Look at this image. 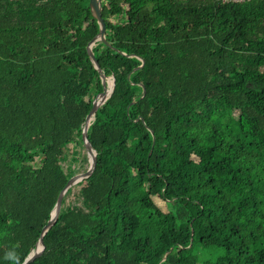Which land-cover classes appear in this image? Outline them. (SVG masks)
<instances>
[{
	"label": "trees",
	"instance_id": "16d2710c",
	"mask_svg": "<svg viewBox=\"0 0 264 264\" xmlns=\"http://www.w3.org/2000/svg\"><path fill=\"white\" fill-rule=\"evenodd\" d=\"M101 5L99 164L30 264H264V0ZM97 31L88 0H0V264L23 263L87 164Z\"/></svg>",
	"mask_w": 264,
	"mask_h": 264
},
{
	"label": "water",
	"instance_id": "95a60500",
	"mask_svg": "<svg viewBox=\"0 0 264 264\" xmlns=\"http://www.w3.org/2000/svg\"><path fill=\"white\" fill-rule=\"evenodd\" d=\"M101 2H102V0H88V5H89V8L92 12V15L96 18L97 23H98V31L88 41L87 54H88L89 60L92 64L93 68L99 73V77H100L101 85H102V91L97 93L94 96L91 109H90L88 115L86 116L85 121H84L83 126H82V129H81L80 141H81V144H82V146L86 152L88 165L74 171L70 175L66 184L62 187L61 191L58 194L56 203L50 212L49 218L43 223V226H42V229L40 232V237H39L36 245L34 246L33 250L30 251V253L27 255V257L25 258V260L23 261L22 264H30L32 261H34L36 258H38L42 254L43 250L45 249L46 244L43 241V236L46 234L47 230L55 223V221L57 220L59 215L62 213V211L68 205V201L70 202L72 200V195H73L74 191L77 189V188L74 189L73 193L69 196V199L67 200L66 199V192L68 191L67 183L70 180V178L76 177L77 180L73 186L79 185L81 182H83L84 180H86L87 178H89L92 175V173L96 170V168L99 164V160H100L99 156H98L96 150L90 145V143L87 139L86 133H87V129H88L90 123L94 119V115H95L97 109L106 102V100L111 96L113 89H114V78L113 77H106L104 75L103 71L100 69L97 61L95 60V57H94V54L92 51V47L94 46V43L96 41H101V42L107 44L105 41V37H104L105 36V28H106V20H105V16L103 14V11H102ZM117 53H119V52H117ZM119 54L126 56V57H133L134 56V55H126L123 53H119ZM136 58L140 62V65L135 66L131 70V72H134L137 69L142 68L144 65V60H142L140 57H137V56H136ZM108 83H110V90L108 92H106V87H107ZM144 95H145V89L142 86V96L140 99H142L144 97ZM137 120L142 121V118L139 117ZM153 142H154V138H153ZM89 150L96 155V160L93 164H91L89 161V157H88V151ZM171 249H170V251H171ZM165 258H166V256L160 262L165 260Z\"/></svg>",
	"mask_w": 264,
	"mask_h": 264
},
{
	"label": "bare ground",
	"instance_id": "6f19581e",
	"mask_svg": "<svg viewBox=\"0 0 264 264\" xmlns=\"http://www.w3.org/2000/svg\"><path fill=\"white\" fill-rule=\"evenodd\" d=\"M109 90H110V83L107 84L106 92H108ZM88 157H89L90 163L93 164L95 162V160H96V155L89 150L88 151ZM76 180H77L76 177H71L70 178V180L67 183L68 190L74 185V183L76 182Z\"/></svg>",
	"mask_w": 264,
	"mask_h": 264
},
{
	"label": "clouds",
	"instance_id": "9594fccd",
	"mask_svg": "<svg viewBox=\"0 0 264 264\" xmlns=\"http://www.w3.org/2000/svg\"><path fill=\"white\" fill-rule=\"evenodd\" d=\"M7 258L11 261H15L16 264H18V259L14 251H10L9 253H7Z\"/></svg>",
	"mask_w": 264,
	"mask_h": 264
},
{
	"label": "rangeland",
	"instance_id": "374dc122",
	"mask_svg": "<svg viewBox=\"0 0 264 264\" xmlns=\"http://www.w3.org/2000/svg\"><path fill=\"white\" fill-rule=\"evenodd\" d=\"M82 148H83V146H82ZM83 154L86 156V152H85L84 148H83ZM86 162H87V164H86V166H87L88 165L87 156H86ZM82 167H83V163H78L74 169L76 171Z\"/></svg>",
	"mask_w": 264,
	"mask_h": 264
},
{
	"label": "built area",
	"instance_id": "2783aa9c",
	"mask_svg": "<svg viewBox=\"0 0 264 264\" xmlns=\"http://www.w3.org/2000/svg\"><path fill=\"white\" fill-rule=\"evenodd\" d=\"M222 2H233V3H238V2H243L247 0H221Z\"/></svg>",
	"mask_w": 264,
	"mask_h": 264
}]
</instances>
